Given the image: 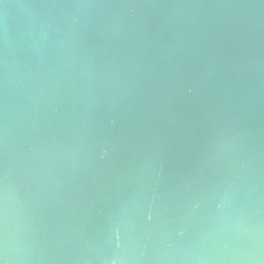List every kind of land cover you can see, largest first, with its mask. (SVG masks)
<instances>
[{"label":"water","instance_id":"obj_1","mask_svg":"<svg viewBox=\"0 0 264 264\" xmlns=\"http://www.w3.org/2000/svg\"><path fill=\"white\" fill-rule=\"evenodd\" d=\"M3 264H264V0H0Z\"/></svg>","mask_w":264,"mask_h":264},{"label":"snow or ice","instance_id":"obj_2","mask_svg":"<svg viewBox=\"0 0 264 264\" xmlns=\"http://www.w3.org/2000/svg\"><path fill=\"white\" fill-rule=\"evenodd\" d=\"M0 264H3V262H2V261H0Z\"/></svg>","mask_w":264,"mask_h":264},{"label":"clouds","instance_id":"obj_3","mask_svg":"<svg viewBox=\"0 0 264 264\" xmlns=\"http://www.w3.org/2000/svg\"><path fill=\"white\" fill-rule=\"evenodd\" d=\"M113 264H115V262H113Z\"/></svg>","mask_w":264,"mask_h":264}]
</instances>
